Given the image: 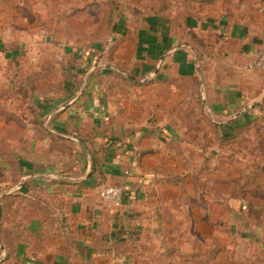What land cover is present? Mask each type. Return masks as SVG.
Here are the masks:
<instances>
[{"label": "rangeland", "instance_id": "374dc122", "mask_svg": "<svg viewBox=\"0 0 264 264\" xmlns=\"http://www.w3.org/2000/svg\"><path fill=\"white\" fill-rule=\"evenodd\" d=\"M230 12L262 24L264 0H0V192L24 178L18 159L31 162L29 153L49 149L59 161L61 148V159L77 160L79 150L51 133L50 112L40 106L44 100L56 103L52 111L67 105L95 73L112 105L114 131L159 128L166 120L184 130L192 146L190 171L176 160L173 179L148 188L119 219L100 246L101 257L69 258L68 249L54 246L43 252L39 233L31 251L19 250L0 264H264V124L223 144L222 154L202 155L205 147L222 144L209 133V121H201L196 81L141 87L125 74L129 45L120 46L118 60L107 50L153 21L185 36L193 26L207 33L217 24L214 17ZM202 19L204 25L195 23ZM31 193L39 196V187L32 185ZM4 205L0 201V214ZM0 226L2 236L7 226Z\"/></svg>", "mask_w": 264, "mask_h": 264}, {"label": "crops", "instance_id": "0c3cea01", "mask_svg": "<svg viewBox=\"0 0 264 264\" xmlns=\"http://www.w3.org/2000/svg\"><path fill=\"white\" fill-rule=\"evenodd\" d=\"M214 19L217 24L207 26V33L199 26L185 28L186 37L153 21V25L136 29L135 37L130 35L107 49L117 53L121 45H129L128 62L123 67L126 76L141 87L161 84L173 89L182 80L196 81L200 98L195 96V102L200 100L201 121H209V133L222 144L215 149L205 147L202 155L210 151L222 154L223 144L264 124V70L246 69L252 52L264 47V22L235 18L231 12ZM205 21L195 23L204 25ZM128 39H133L131 46ZM118 58L117 53L114 60ZM92 78L87 90L80 86L79 95L65 106L51 109V118H47L56 131L50 129L51 133L79 150L77 160L61 159V148L59 161L49 149L47 153L34 152L40 161L33 165L44 173L28 174L25 170L11 192H0V201L5 203L0 224L7 226L0 235V262L19 250L31 251L36 241L33 237L39 233L43 252L54 246L58 252L68 249L69 258H99L100 246L112 235L119 219L145 199L147 189L173 179V172L179 171L176 160L183 161L185 173L190 171L192 146L190 140L185 141L184 130L158 119L159 128L144 124L117 133L112 128V105L106 99V89L96 86L97 73ZM32 185L39 187V196L31 193ZM100 185L126 188L130 195H125L119 208L107 206L97 194ZM10 242L15 244L9 246Z\"/></svg>", "mask_w": 264, "mask_h": 264}, {"label": "built area", "instance_id": "2783aa9c", "mask_svg": "<svg viewBox=\"0 0 264 264\" xmlns=\"http://www.w3.org/2000/svg\"><path fill=\"white\" fill-rule=\"evenodd\" d=\"M250 56L246 69L249 71L264 70V47L255 50ZM97 194L104 204L114 208L121 207L125 197L123 188L111 185L98 186Z\"/></svg>", "mask_w": 264, "mask_h": 264}, {"label": "trees", "instance_id": "16d2710c", "mask_svg": "<svg viewBox=\"0 0 264 264\" xmlns=\"http://www.w3.org/2000/svg\"><path fill=\"white\" fill-rule=\"evenodd\" d=\"M76 56H77V54H76ZM55 106H56V103L53 100H44L43 104L40 106V109H41L42 113H48ZM28 155H30V158H32L31 162H28L27 160L18 159V161H19L18 166H20V164L22 165V167L20 166L21 172H22L21 174H24L25 170L27 172L29 170V173H31V174L44 173V170L38 169V168H36V166L33 165L35 162L38 161V158L40 155L38 153L37 154L32 153V155L29 153ZM24 168H26V169H24ZM124 193H125V195H128V196L130 195V191L126 188H124Z\"/></svg>", "mask_w": 264, "mask_h": 264}, {"label": "water", "instance_id": "95a60500", "mask_svg": "<svg viewBox=\"0 0 264 264\" xmlns=\"http://www.w3.org/2000/svg\"><path fill=\"white\" fill-rule=\"evenodd\" d=\"M82 89V88H81Z\"/></svg>", "mask_w": 264, "mask_h": 264}]
</instances>
